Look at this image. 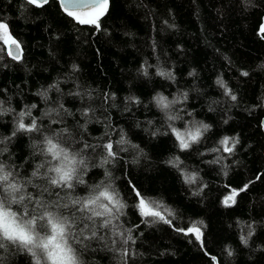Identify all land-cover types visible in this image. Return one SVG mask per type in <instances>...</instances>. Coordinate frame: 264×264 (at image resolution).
<instances>
[{
  "label": "trees",
  "instance_id": "16d2710c",
  "mask_svg": "<svg viewBox=\"0 0 264 264\" xmlns=\"http://www.w3.org/2000/svg\"><path fill=\"white\" fill-rule=\"evenodd\" d=\"M0 22L21 47L11 58L0 30V163L40 199L65 203L105 181L126 205L107 228L90 223L91 239H83L87 229L73 230L83 264H264V0H109L99 29L75 22L56 0H0ZM157 94L176 101L168 113L181 119H167ZM21 111L31 112L26 124L36 119L80 153L85 184H50V165L35 147L43 135L17 131ZM193 122L209 128L181 150L169 125L184 131ZM224 137L229 147L238 140L231 153ZM107 143L117 155L104 163ZM177 157L179 167L169 163ZM133 187L171 211V224L143 223ZM233 189L235 203L225 206ZM193 226L201 240L176 230ZM0 242V264H35L19 244Z\"/></svg>",
  "mask_w": 264,
  "mask_h": 264
},
{
  "label": "snow or ice",
  "instance_id": "6c2138e0",
  "mask_svg": "<svg viewBox=\"0 0 264 264\" xmlns=\"http://www.w3.org/2000/svg\"><path fill=\"white\" fill-rule=\"evenodd\" d=\"M27 2L29 4L41 6L43 4H47L48 0H27ZM60 3L68 16L73 17L80 24L95 25L97 29H99V19L107 11L108 0H60ZM74 9L79 11H74ZM0 30H3L5 33L6 43L11 42V44L15 45L16 48H19V44L13 40L10 35H8V27L6 23L0 22ZM260 31L262 34H264V26L261 27ZM14 58L19 59V56H14ZM144 74L148 75L146 69L144 70ZM157 74L160 76L170 75L169 73H165L163 71H158ZM241 75L248 76L249 73L245 71L242 72ZM217 84L224 88V94L226 96H230L231 100L235 101L237 99V97L232 94L231 89L227 87L222 79H218ZM153 99L155 100L157 107L164 111L169 121L181 119L179 116L170 115L168 113V110L171 108V106L176 103L175 100L169 101L167 97L162 94H157V96ZM32 107L35 108L36 105H33ZM0 114H2V112H0ZM30 115V111H21L19 113L17 131H25L29 133L36 132L43 135V139H41L35 145V147L39 150L40 154L46 158L47 164L50 165L47 172L44 174L50 184L57 186L58 188L68 190H73L76 184H85V181L80 175V170L86 165L84 159L82 156H80V153L73 152L68 147L62 146L59 136L55 134H44L45 130L42 128V126L38 125L36 119L33 118L30 124H26L24 122V118L25 116ZM51 122L56 123L57 121L53 120ZM169 127L171 128L172 134L179 143V148L181 150H187L193 144L200 141L204 132L208 130L209 125L203 123H199L197 125L196 122H193L189 124L184 131H180L175 127H172L171 124ZM65 131L67 130L65 129ZM15 134L16 133L13 132V135ZM116 143L125 144L126 141L121 138V140L117 141ZM236 143H238V140H233V147H229L228 137H224L220 141V145L223 146V150L229 153L233 151ZM85 147L89 146L85 145ZM103 147L107 153L104 163H107L109 162V158L116 157L117 152L114 150L113 143H107L103 145ZM49 157L50 159H48ZM169 163L173 164V166L179 167L180 163L182 162L177 157L174 161H169ZM41 167H44V165L37 166L38 169ZM37 174V171L32 172L33 177H36ZM106 175L110 174L106 173ZM53 177L55 178L53 179ZM195 179L196 174L194 173L191 175H185L186 182L192 183L195 181ZM28 183H31V181ZM247 187L248 185L246 184L239 191H244L247 189ZM9 190L12 192L14 199H19L20 207L25 206L26 199L28 203L32 205L30 210H25L22 213V216L25 220L31 221L32 230H28L27 227L21 226L16 222L15 218L9 216V214L3 211V209H0V241L7 240L13 244H19L35 259H43V253L38 254L36 232L42 230L45 224L51 225L54 231L59 229V235L64 239L65 244L73 245V242L82 243V241H74L72 233L75 228H80L81 233H83V231L86 229L90 231L91 236H84L83 239H91L92 237H95L97 233L96 231L91 230L90 223L91 225H98L99 227L107 228L111 225L113 219H119V217L124 214L123 209L126 207L112 185L106 183L105 181H101L92 187L91 191L86 196L77 197L75 199L69 196L71 199L68 197L67 202L65 203H61L59 201L50 202L37 198L30 192H26L24 185L15 182L13 173L7 171L5 165L0 163V197L6 198V193ZM132 191L135 192V196L138 198L136 208L138 209L139 215L143 218H146L142 221L143 223L150 222L147 218H152L153 222L158 219L164 223L171 224V220L166 218V216L173 215L171 211L156 201L145 199L142 194L134 187ZM237 195V190L233 189L230 195L226 196L223 200L225 206L234 204L235 197ZM97 201H99L102 205V212L95 209ZM161 208H163V213L158 210ZM66 210L71 211V217L64 214ZM57 217L60 221L66 220V223L57 222ZM95 218H103L102 223H99ZM176 230L182 231L185 234L194 233L196 240H201L202 238V232L200 231V228L195 226L186 230ZM250 235L251 233H249V236ZM131 239L132 237L129 235L127 240ZM241 240L243 243H247L246 238L241 237ZM43 246L50 253L45 264H48V261H50L51 264H73L75 258L69 248L61 245L59 249L60 255L56 258H53L51 255L52 246L50 244H44ZM0 247H4L2 242H0ZM229 255H231V253H229ZM213 260H215L214 257Z\"/></svg>",
  "mask_w": 264,
  "mask_h": 264
},
{
  "label": "clouds",
  "instance_id": "9594fccd",
  "mask_svg": "<svg viewBox=\"0 0 264 264\" xmlns=\"http://www.w3.org/2000/svg\"><path fill=\"white\" fill-rule=\"evenodd\" d=\"M54 178L55 177H53V179ZM69 199L71 198L69 197ZM14 205L19 206L20 201L18 198H13L12 192L10 190L6 193V198L0 197V209H3V211L8 213L9 216L15 218L16 222L19 223L21 226H25L28 228V230H32L31 221L25 220L22 216V213L15 210V208L13 207ZM21 208L23 207L21 206ZM95 209L100 210L102 212V205L99 201H97ZM57 222L66 223V220L60 221L57 217ZM36 243L38 245V253H43V259L34 258L35 264H45V262L47 261V257L50 253L47 249L44 248V244H50L52 246L51 255L53 256V258H56L60 255L59 249L60 246L63 245L64 247L69 248L72 255L74 256L75 259L73 264H83V261L80 258L78 251H76V248L71 244H65L64 239L59 235V229H56L54 231L51 225L45 224L42 230L36 232ZM48 264H51V262L48 261Z\"/></svg>",
  "mask_w": 264,
  "mask_h": 264
},
{
  "label": "water",
  "instance_id": "95a60500",
  "mask_svg": "<svg viewBox=\"0 0 264 264\" xmlns=\"http://www.w3.org/2000/svg\"><path fill=\"white\" fill-rule=\"evenodd\" d=\"M49 1V0H48ZM57 2H58V4H59V6H60V8H61V10L67 15V13L64 11V9L62 8V6H61V3H60V0H56ZM32 5H34V4H32ZM44 5V4H43ZM43 5H41V6H43ZM34 6H37V5H34ZM41 6H37V7H41ZM108 6H109V0H108V5H107V10H108ZM74 11H79V10H77V9H74ZM89 11H92V10H89ZM106 13V12H105ZM68 16V15H67ZM70 17V16H69ZM102 17V16H101ZM100 17V18H101ZM70 18H72L75 22H78L77 20H75L73 17H70ZM79 23V22H78ZM13 40H15V39H13ZM16 41V40H15ZM17 42V41H16ZM18 43V42H17ZM19 44V43H18ZM6 49H7V53H8V55L11 57V58H13V59H15L14 58V56H19V58H20V56H21V47H20V45H19V48H16V46L15 45H13V44H11V42H7L6 43ZM11 53V54H10ZM15 60H17V59H15ZM260 125H261V130H262V132H263V134H264V116H262V118H261V120H260Z\"/></svg>",
  "mask_w": 264,
  "mask_h": 264
}]
</instances>
